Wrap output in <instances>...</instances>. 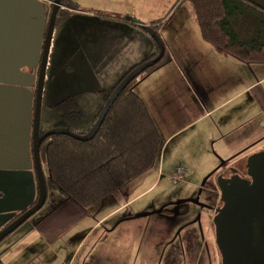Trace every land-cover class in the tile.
Here are the masks:
<instances>
[{
  "label": "crops",
  "instance_id": "obj_1",
  "mask_svg": "<svg viewBox=\"0 0 264 264\" xmlns=\"http://www.w3.org/2000/svg\"><path fill=\"white\" fill-rule=\"evenodd\" d=\"M69 1L77 6V10L69 12L56 26L51 57L61 50L62 54H67L71 63L79 60L90 63L106 61L103 69H98L104 75L113 71L117 76L119 63H124L126 67L133 69L157 53L158 46L155 41L131 19L150 26L161 23L156 31L164 42L168 63L138 85L140 91L137 93L144 100L160 131L164 163L170 144L200 128L205 122L211 133L208 142H212L216 154L223 162L222 165L262 153L264 65H249L219 54L202 38L196 15L192 17L193 20L191 19L194 34L182 25L166 27V21L174 14L186 12L189 2L184 0ZM47 7L51 8L48 5ZM4 44L14 47H3L2 50H20L26 41H10ZM61 44L65 45L61 46ZM218 58H223L227 64L230 60L236 62L243 70L241 71L243 79L239 78V87H237V90L241 88L243 90L225 102H220L223 94L213 92L217 86V79L212 80V75L215 74L212 64ZM123 75L119 81L124 77ZM115 82L118 83L117 80ZM144 84L146 88L142 90ZM244 95H252L253 99L247 104L239 105V113L224 111L236 97L240 98ZM79 101H81L80 97ZM48 130L51 129L47 128L45 131L41 129V133ZM193 134L195 136L197 132ZM21 136L19 127L12 129V127L0 126V165L27 162L24 160V153L21 152ZM161 159L155 167L158 165L160 167ZM214 160L209 163L211 169L219 161L217 157ZM165 168L163 165L160 175ZM218 169L219 165L211 175L216 174ZM7 190L9 195H20L22 202L26 200L23 187L10 185ZM60 196L58 200L52 201L47 212L39 215L29 230L22 233L12 245H8L6 250L1 251L4 261L9 259L16 264H38L39 257H45L46 261L43 264H75L89 238L101 230L102 226L113 218L114 213L130 206L133 201H126L109 214L100 217L93 213L92 217L90 210L83 209L64 195ZM21 205L22 203H9L6 206L19 208ZM69 239L72 243L66 247L64 242ZM64 247L67 257L60 256ZM120 252L121 250L117 248V253ZM88 254L84 256L81 264H86L88 261V264H108V259L112 261L111 255L106 254L105 250H99L94 257L93 254L87 256Z\"/></svg>",
  "mask_w": 264,
  "mask_h": 264
},
{
  "label": "rangeland",
  "instance_id": "obj_2",
  "mask_svg": "<svg viewBox=\"0 0 264 264\" xmlns=\"http://www.w3.org/2000/svg\"><path fill=\"white\" fill-rule=\"evenodd\" d=\"M187 7L189 8H186L183 14L176 13L167 20L166 27L178 24L194 34L191 19L196 14L193 8H190L191 4L188 3ZM52 45L42 97L41 129L45 131L47 128H67L75 134L87 135L96 121V112L103 108L104 93L109 94L116 84L115 80L118 82L123 74L125 76L131 70V67L119 63L117 76L113 71L104 75L98 69H103L106 61L90 63L79 60L71 63L67 54H62L61 50L51 57ZM228 63L223 58H218L212 64L215 71L212 80L217 79V86L213 92L224 95L220 102L237 96L243 90L242 88L237 90L239 78L243 79L241 66L231 60ZM137 87L136 93L140 91V87ZM145 88L146 84L142 90ZM75 95L80 96L79 103L82 104L81 111L85 117L81 122L69 123L63 120L53 107ZM238 97L224 111L239 113V105L247 104L253 99L252 95ZM262 125H264V117ZM194 132H197L195 136L192 135ZM210 134L205 122L200 128L187 133L185 137L178 138L167 149L165 163L163 151L160 167L158 165L150 169L116 194L90 209L92 217L94 214L101 217L116 210L126 201L133 200L130 206L114 213L113 218L89 238L75 264H81L88 253L87 256L93 254L94 257L99 250H105L106 254L111 255L112 261L108 259V264H221L223 259L225 264H230L232 245L237 241L247 218L252 213L256 199L264 193V160L263 168L250 166L246 172V180L240 177L245 170L240 167L239 161L227 163L231 164L227 165L231 171L227 172L226 178L220 176L217 180L215 174L211 175V172L217 165L220 168L223 162L216 154L212 142H208ZM262 144L264 146V141ZM253 156L255 155H250L246 159L247 164ZM216 157L219 160L218 164L211 169L209 163L214 162ZM163 165L166 168L160 175ZM179 167L188 174L182 181L175 182L172 179L176 176ZM42 169L44 175L48 176V168L45 164H42ZM236 169L239 175L232 172ZM229 177L243 181L245 189L236 191L230 188L227 184ZM249 184L255 187L250 190ZM48 186H50L49 180ZM60 195L63 194L49 187L47 202L41 212L39 211L40 213L34 215L30 221L24 223L0 244V264H16L9 259L4 261L1 251L6 250L8 245H12L22 233L29 230L31 224L36 222L39 215L47 212L52 201L58 200ZM192 201H197L206 207H201ZM71 243L70 239L64 242L66 247ZM117 248L121 250L120 253H117ZM60 256L67 257L65 247L61 250ZM45 261V257H39L38 264H43ZM88 263L89 261L86 264Z\"/></svg>",
  "mask_w": 264,
  "mask_h": 264
},
{
  "label": "trees",
  "instance_id": "obj_3",
  "mask_svg": "<svg viewBox=\"0 0 264 264\" xmlns=\"http://www.w3.org/2000/svg\"><path fill=\"white\" fill-rule=\"evenodd\" d=\"M184 1L194 8L202 38L219 54L249 65H264V0ZM63 5L77 10V6L69 0H63ZM159 24L151 26L158 29ZM159 52L157 47L154 56L131 69L109 94L104 93V102L128 75L155 59ZM167 63L165 52L159 64L119 94L92 141L83 143L55 135L42 143L40 156L42 164L48 168V191L51 186L68 200L90 210L159 163L163 151L162 137L148 107L135 89ZM79 97H69L53 109L69 123L81 122L85 116Z\"/></svg>",
  "mask_w": 264,
  "mask_h": 264
},
{
  "label": "water",
  "instance_id": "obj_4",
  "mask_svg": "<svg viewBox=\"0 0 264 264\" xmlns=\"http://www.w3.org/2000/svg\"><path fill=\"white\" fill-rule=\"evenodd\" d=\"M62 5L63 0H55L49 10L40 0H0V126L12 129L19 127L22 134L21 152L24 153V160H27L24 164L0 165V244L42 210L47 202L48 187L40 156L42 143L55 135L67 136L83 143L92 141L119 94L131 82L159 64L165 56L166 48L156 29L131 19L154 39L159 47V55L135 69L122 81L104 104L89 134H75L67 128L51 129L42 134L41 112L46 70ZM19 40L26 41L22 49H1L12 48L13 45L4 43ZM24 68L33 70V73L24 72ZM263 158L264 153L251 157L249 168H263ZM227 184L236 191L245 189L243 181L230 180ZM10 185L23 187L26 193L24 202L20 195H9L7 188ZM221 185L220 182V188ZM254 187L251 184L249 189ZM192 202L205 207L197 201ZM9 203L22 205L19 208H8L6 205ZM253 206L241 234L232 245L230 264H264V193ZM222 264H225L224 259Z\"/></svg>",
  "mask_w": 264,
  "mask_h": 264
},
{
  "label": "flooded vegetation",
  "instance_id": "obj_5",
  "mask_svg": "<svg viewBox=\"0 0 264 264\" xmlns=\"http://www.w3.org/2000/svg\"><path fill=\"white\" fill-rule=\"evenodd\" d=\"M67 14H68V12H66V11H64V12H59V14H58V18H57V22H56V26L60 23L61 19H63V17L66 16ZM23 71H24V72H30V73H33V72H32L33 70H31V69H29V68H24ZM37 72H38V71H37ZM37 76H38V74H37ZM35 89H36V85H35ZM71 97H72V96H71ZM246 159H247V158H246ZM246 159L242 158L241 160H238V161L240 162V167H241L242 169L245 170V173H243V175L240 176L243 180H246V179H247V178H246V176H247L246 172L249 170V165L246 163ZM238 161H236V163H237ZM234 163H235V162H234ZM227 165H231V164H226V165H225V163H224V164L221 165V167L218 169L217 173L214 175V176H216L217 180L220 178V176L225 177V178L227 177V172H230V171H231V169H228V166H227ZM232 172L235 173L236 175H239V172H238L237 169H236V171H232ZM227 180H228V182H229L230 180H233V178L229 177V178H227ZM205 207H206V206H205ZM23 214H24V213H23ZM18 215H19V213H18ZM11 223H12V221H11L10 223L6 224V227H8ZM6 227L4 226V228H6ZM4 228H3V229H4ZM221 264H222V261H221Z\"/></svg>",
  "mask_w": 264,
  "mask_h": 264
},
{
  "label": "built area",
  "instance_id": "obj_6",
  "mask_svg": "<svg viewBox=\"0 0 264 264\" xmlns=\"http://www.w3.org/2000/svg\"><path fill=\"white\" fill-rule=\"evenodd\" d=\"M40 1H42L43 3H45L46 5H48L50 7L54 6V3H55V0H40ZM64 11H66L68 13L73 12V11L75 12V10L69 8L68 6L62 5L60 7V12H64ZM187 174L188 173L186 171H184L181 168H178L177 174H176V176H174V178L172 180L175 182L182 181Z\"/></svg>",
  "mask_w": 264,
  "mask_h": 264
}]
</instances>
